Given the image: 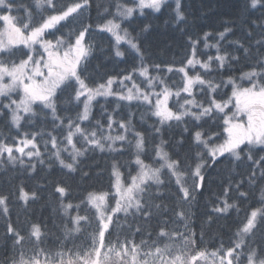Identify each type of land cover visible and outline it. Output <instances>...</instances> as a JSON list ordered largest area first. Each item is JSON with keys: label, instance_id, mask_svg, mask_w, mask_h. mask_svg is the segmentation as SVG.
I'll list each match as a JSON object with an SVG mask.
<instances>
[{"label": "snow or ice", "instance_id": "1", "mask_svg": "<svg viewBox=\"0 0 264 264\" xmlns=\"http://www.w3.org/2000/svg\"><path fill=\"white\" fill-rule=\"evenodd\" d=\"M133 2L135 7L117 3L116 17L130 18L137 9L141 14L145 9L160 12L166 0ZM35 4L37 8L51 14L42 15L40 22L33 24L32 12L26 7L25 15L29 22L20 23V18L12 15L20 5H14L13 0H0V23L3 25L0 28V97L8 100L6 104L0 101V109L8 110L11 126L17 129L21 127V120L24 118L22 113L33 117L36 115L34 105H42L43 109L49 110L53 120L61 122L54 125V130L57 127H66L67 131L62 137L48 133L49 139L44 140L45 152L51 143L54 150L51 156L61 169H66L68 173H75L78 170L80 158L86 157L89 151L99 150L102 153L123 151L125 142L131 144L128 139L131 135L135 139L134 163L137 172L135 175L129 173L126 178L120 171V165L113 163L111 166L113 182L110 191L88 192L76 204L71 201L64 203L70 195V188L57 182L55 192L59 194V207L68 218L63 227L65 241L73 238V234L85 232L87 227L92 228L90 244L89 238L81 244L73 243L72 247H67L66 242L62 243L61 249L67 248V251H51L38 247L44 238L41 226L32 223L28 228L17 227L20 222L18 219L14 223L11 219L8 207L9 194L0 193V217L5 220V237L12 241L11 252L2 264H264V187H261L259 199L255 201L258 206L249 204L243 217L237 220L234 239H230L227 246L221 240L220 246L212 251L199 246L195 232L189 231V213L181 207L194 199V191L202 189L205 169L210 166L209 160L215 165L225 156L235 162L242 161L246 156L247 160L253 163L252 172L248 176L249 184L255 186L258 180H264V155L258 159L254 156L255 151H264V30L261 31L259 38L247 47L240 41L233 42L243 49V56L249 61L245 65L248 70L242 71L239 77L233 75L222 77L219 82L206 78L209 72L234 70L230 65L239 63L241 57L228 53L220 54L219 44H208L207 40L211 33L205 32L204 47L216 48L217 55L209 56L207 60L201 59L198 56L200 39L189 38L191 52L187 55L186 62H182L179 68L171 65L166 68L167 72L182 74L181 87L179 84L169 86L162 76H153L151 74L153 70L159 73L165 69L160 65L144 63V52L138 37H133L127 29H122L118 19H108L98 25V28L110 33L114 38L115 55L117 57L125 55L120 50V44L124 42L139 57L140 64L124 76H109L104 83L91 87L88 78L83 75V65L92 51V45L86 43L91 25L82 26L80 29L73 26L69 28L67 36L61 34L54 39L46 38L52 34L50 30L59 31L58 25L73 24L76 17L90 6L89 0H74L67 4H58L57 0H35ZM250 6L253 9L257 6L264 7V0H250ZM174 11L177 22L184 20L181 0H175ZM149 30L150 26L145 25L143 31ZM229 32L231 29L226 27L218 35L223 39ZM251 35L249 32L248 36ZM19 45L28 49L27 52H21L23 58L18 62L15 59H6L5 57L15 56ZM253 48L256 49L255 52L252 51ZM213 64L216 65L215 69ZM197 66L202 72L190 75L189 69L195 72ZM136 74L146 82L144 88L135 82ZM129 82L131 87H128ZM116 85H119L118 89ZM157 85L160 86L159 91L155 90ZM222 85L230 86L231 94L227 95L226 99L218 100L216 97L220 94ZM196 89H199L205 100L196 99ZM65 92L69 93L66 102L74 100L76 106L83 102L82 110L75 118L66 117V126L63 125L65 117L58 115L57 103L60 95ZM13 94L19 95V99H12ZM109 96L115 97L118 103L141 102L148 106L151 115L159 121L158 125L150 126L152 132L149 135L160 137L152 149L155 157L151 164L145 163V159L141 158L142 155L147 157L145 145L148 139L144 132L135 130L131 118L117 121L109 114L107 135L104 134L105 128L100 121H97L96 127L91 130L81 126L80 122L90 120L91 107L96 98ZM173 96L177 98L178 107L175 110L169 106ZM213 117L217 121L222 117V124L215 123L221 131L209 134L202 124ZM186 118L197 122L193 125L196 130L191 131L185 126L181 133L182 138L177 140L176 144L178 146L184 144V133L190 135L192 146L200 149L195 153L194 167L185 164L179 157L174 159L172 154L165 150L168 141L163 139L165 126L170 128L173 122L179 126L185 123ZM116 128L121 130V133L112 135L111 132ZM38 135L43 133H24L22 137L13 138L11 142L8 137L0 136V163H3L6 157L8 164H19L21 168H29L34 172L36 165L31 161L39 160L41 164L45 163L41 159L43 154L37 146ZM77 139L80 147H77ZM117 142L121 144L119 149L116 148ZM65 152L68 153L67 160L62 155ZM155 164H159V167H155ZM258 168L259 176L256 172ZM162 170H167L169 179L175 178L178 201L176 207L180 208L174 213L175 219L166 216L167 205L152 203L153 194L150 189L153 186L160 189L164 185ZM189 176L193 179L192 186H188L187 183ZM243 183L242 180L235 185L230 183L212 211L216 214H226L231 209H236L239 214L238 201L249 198V192L241 191ZM232 191L237 193L235 201H231ZM18 192V199L26 203L29 199L37 198L35 191L30 195L23 186L19 187ZM73 209L76 211L74 216L71 214ZM81 209H86L83 216L79 214ZM120 214H123L124 222H121ZM129 216L143 219L146 223L144 225L137 223L135 227L127 224L128 232L121 239V231ZM154 217H160L159 231L155 233V238L148 232V238L137 243L135 236L150 228L151 225L147 222ZM181 221L182 228L177 226ZM208 222L211 223V217ZM113 230H116V236L110 239ZM257 232L260 233L259 238ZM203 235L201 231L200 241H203ZM26 241L33 243L34 246L25 249ZM161 241L167 242L161 244Z\"/></svg>", "mask_w": 264, "mask_h": 264}, {"label": "trees", "instance_id": "2", "mask_svg": "<svg viewBox=\"0 0 264 264\" xmlns=\"http://www.w3.org/2000/svg\"><path fill=\"white\" fill-rule=\"evenodd\" d=\"M58 4H67L68 2H74V0H57ZM14 5H20L17 11H13L12 15L20 18V23L29 22V18L25 15V8L27 7L32 12L33 24L40 22L41 16L49 15L50 12L45 11L42 8H37L35 0H13ZM131 6L134 5L133 0H89V7L84 9L73 24H67L64 26L58 25L59 31L56 29L51 30L52 34L48 35L47 39H54L56 36L64 34L67 36L69 28L75 26L80 29L82 26L91 25V30L87 34L86 43L92 45L91 55L83 65V75L88 78V83L91 87H95L97 84L104 83L109 76H124L132 71L133 68L138 67L140 59L136 53L131 50L124 42L120 44V50L125 53L123 57H117L114 51V38L107 32L101 31L98 25L105 23L108 19L116 18L121 23L122 29H127L133 37H138V42L141 49L144 52V63L149 65H160L165 69L162 72H156L153 70L151 74L153 76L160 74L165 77L169 86L174 84H180L181 74L170 73L166 71L167 66L171 65L174 68L182 66V62H186L187 55L191 52V45L189 38L200 39L198 46V56L201 59L207 60L209 56L215 57L217 55L216 48L204 47V33L208 32L211 35L208 37V44H219L221 53H228L230 55H239L241 57L240 62L237 64H231L230 68L234 70L228 71H211L206 78L214 79V82H219L223 78H227L229 75L239 77L242 71H247L245 66L247 61L243 56V49L239 48L234 41H240L246 47L259 38L260 33L264 30V7L257 6L255 9L251 8L250 0H181V10L185 14V18L182 21L177 22L175 16V2L167 1L162 5L160 12H154L145 9L143 14L135 12L132 17L126 19H120L116 17V4ZM46 7V6H45ZM256 22L255 24L253 22ZM224 24V25H222ZM2 23H0L1 28ZM145 25L150 26V30L144 32ZM231 29V32L227 33L223 39H221L218 33L224 31L226 28ZM251 32V37L248 33ZM74 40V37H73ZM28 49L23 45L17 46L16 54L14 57H5L8 60L15 59L17 62L23 58L21 52H27ZM256 51L255 48L252 49ZM213 68L216 65L213 64ZM189 72L195 74L196 72H202L200 67H196L195 72L189 69ZM136 83L142 88L146 86V82L138 74L134 76ZM130 87V83H128ZM118 89V86L116 85ZM175 91V88H173ZM196 99L205 100V97L200 94L199 89H196ZM230 86H221L220 94L217 95V99H226L227 95H230ZM74 95V93H73ZM69 93H62L57 101L58 103V115L65 117L63 125H67V118H75L77 113L82 110L83 102L81 101L79 106H76V102L72 100L70 103L68 100ZM12 99H19V95L13 94ZM174 98L170 104L175 110L178 105ZM0 101L6 104L8 100L0 97ZM181 99V103H182ZM34 112L36 115L30 116L23 114L24 118L21 120V127L19 129L11 126L9 114L7 109H0V136H6L9 138V142L13 138L22 137L24 133H43V135L37 136V146L43 154L41 159L45 163L41 164L39 160H33L31 163L36 165L35 171H31L29 168H21L19 164L11 165L6 161V157L3 163H0V193L9 194L10 201L8 207L11 212V219L15 223L19 219L17 227L28 228L32 223L39 224L41 230L44 233L43 242L38 247L47 248L51 251H67V248L61 249L62 243H67V247H72L73 243L81 244L88 239L90 244V234L92 232L91 227H87L86 231L79 234H73V238H69L65 241L63 234L64 224L67 222V217L60 209L59 194L55 192L57 182L61 185H66L70 188V195L64 201L68 203L71 201L73 204L79 203L81 199L86 196L88 192H109L110 185L113 182L111 177L112 164L118 163L120 165V171L127 178L129 173L135 175L137 172L135 161V139L129 135L131 144L124 143V150L121 152L109 153L107 151L100 152L99 150L89 151L86 157L80 158L78 170L75 173H68L66 169H61L58 162L51 156L52 151L51 143L48 145V150L45 152L44 140L49 139L48 133H52L58 137L66 135V127H57L54 130V125H59L60 121H54L49 110L43 109L42 105H34ZM111 114L119 121L121 119L127 120L131 118L132 124L136 131L145 133L148 143L145 145V151L147 157L142 155V159H145V163L151 164L155 157V152L152 150L155 143L159 142L160 137L150 136L152 132V125H158L159 121L151 115V110L147 105L141 102L134 101L130 104L126 101H120L113 96L98 97L93 102L91 107L90 120L80 122L81 126L91 130L96 127V122L100 121L104 125L105 135L107 131L108 115ZM143 117V119H142ZM79 122V121H78ZM197 122L191 121L186 118L184 124L177 126L173 122L169 128L165 126L163 139L168 141V145L165 150L172 154L175 159L177 157L184 160L185 164H191L195 166L196 160L194 159L195 153L200 149L195 148L191 144V137L188 133H184V144L178 146L177 140H180L183 128L188 126L191 131H195L193 127ZM215 123L222 124V117L217 121L215 117L208 119L206 123L202 124V127L209 132L221 131L220 128L215 126ZM121 130L116 128L111 132L112 135H118ZM219 143V141H214ZM77 147L81 144L79 140H76ZM64 145H61L63 147ZM116 148H121L120 142H117ZM67 160L68 153L62 154ZM261 155H264V151H255L254 156L258 159ZM26 163L28 162L25 157ZM210 165L205 169V179L203 181L202 189L194 191V199L181 205L182 209L189 213V231H194L196 239L201 248L207 247L208 250H214L220 246L221 240L228 245L230 239H234L233 233L236 231L237 220L243 217L247 206H258L255 201L259 199L260 189L264 187V180H258L255 186H252L248 182V176L252 172L253 163L247 160L245 156L240 162H235L232 158L225 156L220 158L215 165L209 160ZM155 167H159V164H155ZM162 179L164 185L157 189L153 186L150 189L152 195L153 204H162L168 206L166 216L169 219H175L174 213L179 211L180 208L176 207L178 203L176 198L177 186L175 184V178L169 179L167 170H162ZM257 176H259V168L256 170ZM88 173V175H84ZM243 181V187L241 191L249 192V198L247 200L238 201L240 211L239 214L236 209H231L226 214H216L212 211L215 204L218 203V198L223 196L224 189L231 183L235 185L238 181ZM188 186L193 185V179L191 176L187 180ZM20 186L24 187V190L30 195L33 191L36 192V199H29L26 203L23 200H19L18 189ZM231 201H235L237 193L232 191ZM148 199V197H146ZM71 214L76 215V211L71 210ZM80 215L86 214V209H81ZM91 215L92 213H87ZM211 217V223L209 218ZM160 217H154L153 220L147 222L151 225L150 228H146L144 233L135 236L137 243L141 239H147V233L151 232L153 238L155 233L159 231L158 220ZM121 222H124L123 214H120ZM139 223L144 225L146 222L143 219H134L129 216L127 222L124 223V228L121 231V239L124 234L128 232L127 224H132L133 227ZM5 220L0 217V264L11 252L12 241L5 237ZM71 227V224L68 225ZM178 227H183V221H181ZM201 231H203V241H200ZM116 236V230H113L112 237ZM260 233L257 232V238ZM167 241H161V244ZM34 246L33 243H25V249H31ZM30 254V253H29Z\"/></svg>", "mask_w": 264, "mask_h": 264}, {"label": "rangeland", "instance_id": "3", "mask_svg": "<svg viewBox=\"0 0 264 264\" xmlns=\"http://www.w3.org/2000/svg\"><path fill=\"white\" fill-rule=\"evenodd\" d=\"M166 1H168V0H166ZM172 1H174L175 2V0H172ZM130 7H135V5H132V6H130ZM134 12H140L138 9L136 10V11H134ZM3 27V25H1V28ZM110 34V33H109ZM111 35V34H110ZM38 51H40L39 49H38ZM157 75H159V76H162V75H160V74H157ZM156 76V75H155ZM164 79H165V77L164 76H162ZM136 82V81H135ZM130 83V85H131V82H129ZM138 84V83H137ZM118 86V88H119V85H117ZM156 91H159L160 90V86L159 85H157V87H156V89H155ZM98 98V97H97ZM170 102V101H169Z\"/></svg>", "mask_w": 264, "mask_h": 264}, {"label": "bare ground", "instance_id": "4", "mask_svg": "<svg viewBox=\"0 0 264 264\" xmlns=\"http://www.w3.org/2000/svg\"><path fill=\"white\" fill-rule=\"evenodd\" d=\"M133 4H134V3H133ZM131 6H132V5H131ZM134 13H135V12H134ZM134 13H133V14H134ZM137 13H138V12H137ZM222 25H224V24H222ZM226 27H227V26H226ZM227 28H228V27H227Z\"/></svg>", "mask_w": 264, "mask_h": 264}]
</instances>
